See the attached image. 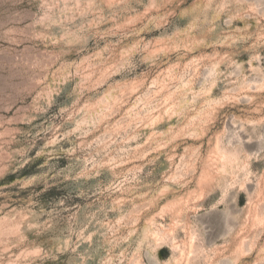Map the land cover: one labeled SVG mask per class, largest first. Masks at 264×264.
<instances>
[{
	"label": "rangeland",
	"instance_id": "obj_1",
	"mask_svg": "<svg viewBox=\"0 0 264 264\" xmlns=\"http://www.w3.org/2000/svg\"><path fill=\"white\" fill-rule=\"evenodd\" d=\"M0 264H264V0H0Z\"/></svg>",
	"mask_w": 264,
	"mask_h": 264
}]
</instances>
